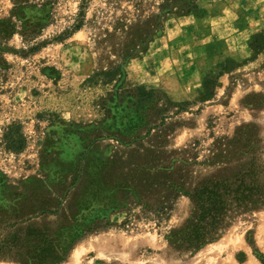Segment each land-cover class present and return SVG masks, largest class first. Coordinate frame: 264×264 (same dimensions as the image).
<instances>
[{
    "label": "rangeland",
    "instance_id": "obj_1",
    "mask_svg": "<svg viewBox=\"0 0 264 264\" xmlns=\"http://www.w3.org/2000/svg\"><path fill=\"white\" fill-rule=\"evenodd\" d=\"M163 2L89 0L84 24L72 31L81 0L17 6L0 0V20L15 26L11 35H0V179L24 189L48 182L64 165L125 150L97 137L108 125L95 104L111 86L87 84L96 71L120 63L125 87L156 88L185 104L187 111L171 119V148L198 141L195 154L202 160L215 138L231 137L244 124H252L264 144V0H199L189 13L179 11L180 3ZM18 8L34 32L30 38L22 35L27 27ZM141 21L152 38L128 61L117 46L109 52L108 44L97 43L108 30L113 42L123 41L119 23L130 28ZM11 124L24 137L19 151L6 145ZM190 205L180 196L161 222L139 216L134 207L113 214L112 225L85 235L60 264H262L257 255L264 253V209L234 215L215 242L193 254L169 251L165 237ZM5 220L0 214V239ZM36 223L55 228L57 217ZM0 264L19 263L0 257Z\"/></svg>",
    "mask_w": 264,
    "mask_h": 264
},
{
    "label": "trees",
    "instance_id": "obj_2",
    "mask_svg": "<svg viewBox=\"0 0 264 264\" xmlns=\"http://www.w3.org/2000/svg\"><path fill=\"white\" fill-rule=\"evenodd\" d=\"M13 1L17 6L26 0ZM88 1L81 0L72 31L84 24ZM198 1L164 0L162 5L180 3L179 11L189 13L198 9ZM21 9L17 16L27 27L22 35L30 38L34 32ZM144 24L129 28L121 22L116 30H122L123 41L113 42L115 36L108 30L97 43L108 44L109 52L117 46L120 59L128 61L146 51L151 41ZM14 28L0 20V35H11ZM122 67L120 63L98 70L87 84L111 86L95 104L108 125L106 135L97 137L111 139L125 150L64 165L48 182L35 181L24 189L0 179V214L7 225L0 239L2 259L60 264L85 235L112 225L111 215L134 207L139 216L161 222L170 217L180 196L190 200L188 215L165 239L172 253L193 254L215 242L234 215L264 209V144L253 125H242L231 137L215 138L202 160L195 154L198 141L171 148L175 132L171 119L187 111L185 104L156 88L125 87ZM4 138L11 150L23 148L24 137L16 124L7 127ZM46 215L57 217L55 228L38 226L36 220ZM257 258L264 264V253Z\"/></svg>",
    "mask_w": 264,
    "mask_h": 264
}]
</instances>
